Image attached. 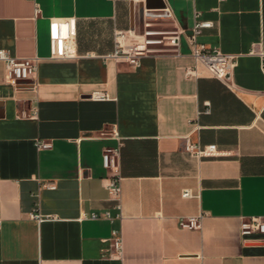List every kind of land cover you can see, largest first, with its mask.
<instances>
[{
	"label": "crops",
	"instance_id": "crops-1",
	"mask_svg": "<svg viewBox=\"0 0 264 264\" xmlns=\"http://www.w3.org/2000/svg\"><path fill=\"white\" fill-rule=\"evenodd\" d=\"M165 5L184 31L177 52L135 66L110 56L116 29L139 30ZM51 18L76 20L74 57L51 56ZM195 19L212 21L200 42L236 55L226 80L201 65L186 75ZM0 48L37 62L33 79L11 84L0 60V264H264V233H240L243 219L264 220V0H0ZM33 107L36 118L19 116ZM187 136L220 153L191 155ZM113 175L122 218L110 221ZM199 214L200 228L179 225Z\"/></svg>",
	"mask_w": 264,
	"mask_h": 264
},
{
	"label": "built area",
	"instance_id": "built-area-1",
	"mask_svg": "<svg viewBox=\"0 0 264 264\" xmlns=\"http://www.w3.org/2000/svg\"><path fill=\"white\" fill-rule=\"evenodd\" d=\"M39 12L36 5L35 13ZM198 16V15H196ZM172 11L168 5L162 11L145 10L142 27L136 29H116L114 31V51L110 54L116 60H121L130 65H138L139 58L155 52L174 51L179 48L180 38L184 31L171 22ZM212 26V21L195 19L192 32L186 35V40L194 58V65L186 69L187 76L198 74V66L205 67L211 75L226 80L236 64V55L225 53L216 46H208L198 40L203 29ZM76 20L74 18H51L49 46L52 57H74L75 56ZM0 60L5 63V80L7 83L16 84L20 80L33 79L37 62L35 57L19 58L12 56L8 50L0 48ZM91 98L106 100L109 98L105 91H94ZM38 110L36 107L28 111H21L20 117L36 118ZM39 148L51 146L49 141H37ZM184 150L198 158L216 156L220 153L216 144L202 145L199 142H192L185 137ZM102 164L106 169L117 170L118 150L107 147L102 153ZM109 199L114 202L117 213L112 215L109 210L104 212L103 217L113 221L122 218L121 201V178L118 175L108 176L103 179ZM46 187L54 188L53 183L45 184ZM184 197L192 196L190 189L182 193ZM31 216L41 220L38 213H31ZM84 217L98 218L95 212L83 213ZM202 214L182 217L179 225L183 228L198 229L201 227ZM242 236L258 235L264 233V220L261 217L252 216L243 219L240 224ZM112 247L117 255L122 253V236L119 229L111 231Z\"/></svg>",
	"mask_w": 264,
	"mask_h": 264
}]
</instances>
